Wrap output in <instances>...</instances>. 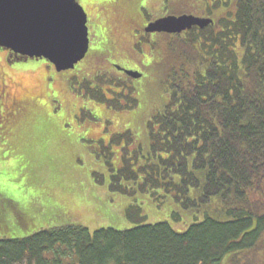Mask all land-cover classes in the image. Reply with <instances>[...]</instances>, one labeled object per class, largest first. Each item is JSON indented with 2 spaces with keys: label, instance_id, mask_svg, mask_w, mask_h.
Segmentation results:
<instances>
[{
  "label": "trees",
  "instance_id": "1",
  "mask_svg": "<svg viewBox=\"0 0 264 264\" xmlns=\"http://www.w3.org/2000/svg\"><path fill=\"white\" fill-rule=\"evenodd\" d=\"M167 36L160 65L171 100L148 121L147 148L122 133L133 156L123 148L121 167L106 162L109 186L194 222L183 232L169 220L41 227L0 237V264H222L228 254L231 264H264V0H238L233 16ZM133 91L98 89L96 100L128 110ZM140 214L129 207V217Z\"/></svg>",
  "mask_w": 264,
  "mask_h": 264
},
{
  "label": "rangeland",
  "instance_id": "2",
  "mask_svg": "<svg viewBox=\"0 0 264 264\" xmlns=\"http://www.w3.org/2000/svg\"><path fill=\"white\" fill-rule=\"evenodd\" d=\"M78 1L88 13L91 42L86 57L74 69L60 72L46 59L15 65L25 73L16 75L12 91L28 99L25 112L0 117V237L71 222L94 231L169 220L183 232L195 220L189 212L176 221L167 204L138 192L112 191L106 162L121 167L123 148L133 156L122 133H132L134 145L147 148V123L171 100L164 92L160 65L170 37L147 33L149 22L183 14L218 22L235 14L238 0ZM121 67L142 76L130 77ZM128 86L137 100L128 110H113L96 100L98 89L110 98L112 90ZM114 134L121 136L120 142L110 141ZM132 205L141 208L139 216H128ZM230 257L222 264H231Z\"/></svg>",
  "mask_w": 264,
  "mask_h": 264
},
{
  "label": "water",
  "instance_id": "3",
  "mask_svg": "<svg viewBox=\"0 0 264 264\" xmlns=\"http://www.w3.org/2000/svg\"><path fill=\"white\" fill-rule=\"evenodd\" d=\"M214 24L210 17L168 15L150 22L147 33L181 34ZM0 46L45 58L57 71L74 69L90 49L88 14L78 0H0ZM123 69L139 78L141 73Z\"/></svg>",
  "mask_w": 264,
  "mask_h": 264
},
{
  "label": "flooded vegetation",
  "instance_id": "4",
  "mask_svg": "<svg viewBox=\"0 0 264 264\" xmlns=\"http://www.w3.org/2000/svg\"><path fill=\"white\" fill-rule=\"evenodd\" d=\"M1 49L4 52H1L2 58H0V117L5 119L3 115L7 116L11 112L17 111H22L21 113H23L26 110L25 104L28 96L14 95L12 83H14L17 74L20 76L25 73L22 70H15L16 63L29 59L11 50Z\"/></svg>",
  "mask_w": 264,
  "mask_h": 264
},
{
  "label": "crops",
  "instance_id": "5",
  "mask_svg": "<svg viewBox=\"0 0 264 264\" xmlns=\"http://www.w3.org/2000/svg\"><path fill=\"white\" fill-rule=\"evenodd\" d=\"M48 68V66H46Z\"/></svg>",
  "mask_w": 264,
  "mask_h": 264
}]
</instances>
